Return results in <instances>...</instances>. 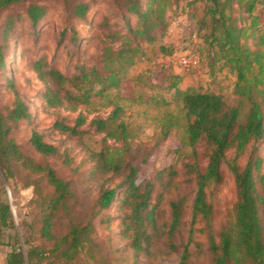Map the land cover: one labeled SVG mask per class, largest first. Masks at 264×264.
Returning a JSON list of instances; mask_svg holds the SVG:
<instances>
[{"label": "trees", "instance_id": "16d2710c", "mask_svg": "<svg viewBox=\"0 0 264 264\" xmlns=\"http://www.w3.org/2000/svg\"><path fill=\"white\" fill-rule=\"evenodd\" d=\"M20 2H27L25 14L32 23L45 13L44 4L35 0H0V11ZM65 2L72 15L85 17L89 8L87 0ZM173 2L177 0H120V8L136 15V22L125 18V24L120 27L109 23L107 15H102L97 25L108 39H101L97 60L90 65L81 63L69 74L48 63L44 56L35 59L33 68L45 84V103L75 108L92 95L118 87L143 49L142 42L154 41L156 32L162 33L167 28L166 11ZM235 2L241 4L249 22L242 23L240 16L233 13ZM256 2L207 0L206 3L208 62L213 67L216 61H221L220 67H227L235 75L232 101L211 89L180 88L177 75L169 85L174 88L176 101L184 112L182 143L191 147L195 158L189 167L194 181L189 238L179 259L172 264H187L188 244L195 231L194 225L198 223L207 235L213 264H264V172L260 170L262 156L258 152V142H264V33L254 13ZM11 23V18L5 21L6 29ZM248 35L252 36L253 43L248 41ZM159 51L171 54L173 48L161 43ZM3 66V45L0 43V68ZM13 90L15 96L11 105L5 110L0 108V172L11 189L21 181L33 184L34 192L31 197L33 215L29 222L31 233L24 237L25 248L19 242L13 243L6 264H71L84 247L91 255L90 223L70 222L64 233L54 232V217L67 210L72 194L70 180L58 174L50 164L26 154L16 142L12 130L19 120L28 118L30 112L26 102L15 88ZM84 120L79 114L73 124L55 120L53 127L71 135L79 134L82 129L78 126ZM89 124L104 134L103 145L91 151L94 172L120 178L117 185L101 183L94 199L96 211L107 208L120 188L121 232L128 237L134 251L147 250L152 236L150 228L155 225L151 204L154 181L142 177L127 155L129 140L136 133L131 129L125 108L115 103L106 116H94ZM172 127L170 119L163 121L161 136H166ZM108 138L120 145L110 146ZM28 142L40 155L60 154L58 145L47 141L36 129H32ZM199 144L203 145L202 164L197 158ZM230 150L233 154L228 158ZM243 156L241 163L239 160ZM224 163L234 176L235 201L230 219L214 232L211 198L214 187L223 179ZM169 210L168 232L172 234L182 221L183 197L170 199ZM9 219L8 203L0 201V228L5 227ZM169 246L177 247L171 240Z\"/></svg>", "mask_w": 264, "mask_h": 264}, {"label": "rangeland", "instance_id": "374dc122", "mask_svg": "<svg viewBox=\"0 0 264 264\" xmlns=\"http://www.w3.org/2000/svg\"><path fill=\"white\" fill-rule=\"evenodd\" d=\"M35 1L45 6V13L36 23L25 14L27 2L15 3L0 11V43L4 54V66L0 68V108L5 110L11 105L15 88L28 105L30 116L17 122L12 130L13 137L26 154L50 164L58 174L70 180L72 194L67 210L54 217V232L64 233L70 222L90 223L88 244L92 256L84 247L71 264L176 262L190 233L194 181L189 167L195 158L191 147L182 143L184 112L176 101L174 88L169 85L177 75L180 88L211 89L227 101L234 99L235 75L227 67H220L221 61H216L213 67L208 62L209 45L205 41L209 31L207 0L173 2L166 11L167 28L162 33L156 32L154 41L142 42L143 49L127 69L120 85L103 94L92 95L75 108L66 105L53 107L45 103V84L38 78L33 61L44 56L48 63L68 74L81 63L90 65L97 60L101 39H108L97 25L102 15H107L109 23L120 27L125 24V18L135 23L136 15L123 11L120 0H87L89 8L83 18L72 15L65 0ZM233 13L240 16L242 23L250 20L241 10V4L236 2ZM254 13L258 15V26L264 33V0H257ZM8 18L12 23L6 29ZM247 39L250 43L254 41L250 35ZM161 43L171 45L173 52L160 53ZM186 52H191L195 59L189 67L177 61V57ZM115 103L124 106L131 129L136 133L129 140L127 155L137 165L142 177L154 181L151 204L155 225L150 228L152 236L147 250L139 252L129 246L128 237L121 232L120 188L107 208L96 211L94 206L101 183L117 185L120 178L94 172L91 151L103 145L104 134L96 131L89 122L94 116H106ZM79 114L85 117L78 126L82 129L79 134L71 135L53 127L55 120L73 124ZM167 119L172 121L173 127L166 136H161V123ZM32 129L42 132L47 141L58 145L60 154L43 156L35 151L28 142ZM107 142L110 146L120 145L113 138H108ZM258 144L262 156L260 170L264 172V142ZM196 150L199 163H204L203 145L199 144ZM232 154L230 150L227 157ZM244 158L239 161L242 163ZM222 168L223 179L214 187L211 198L214 232L230 219L235 201L233 173L226 163ZM33 189V184L21 181L11 189L0 172V201L7 202L10 211V219L5 227L0 228V235L9 241L11 248L15 241L25 248L24 237L31 233ZM176 197H183L185 210L179 227L169 234V200ZM201 226L200 223L194 225L187 264H213L207 248V235L201 231ZM170 240L177 245L176 248L169 246Z\"/></svg>", "mask_w": 264, "mask_h": 264}, {"label": "crops", "instance_id": "0c3cea01", "mask_svg": "<svg viewBox=\"0 0 264 264\" xmlns=\"http://www.w3.org/2000/svg\"><path fill=\"white\" fill-rule=\"evenodd\" d=\"M11 250V244L7 239H3L0 235V264H6L7 255Z\"/></svg>", "mask_w": 264, "mask_h": 264}, {"label": "built area", "instance_id": "2783aa9c", "mask_svg": "<svg viewBox=\"0 0 264 264\" xmlns=\"http://www.w3.org/2000/svg\"><path fill=\"white\" fill-rule=\"evenodd\" d=\"M194 55L191 52L182 53L177 57V61L184 67H189L193 65ZM22 246V243H21Z\"/></svg>", "mask_w": 264, "mask_h": 264}]
</instances>
